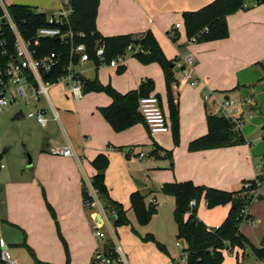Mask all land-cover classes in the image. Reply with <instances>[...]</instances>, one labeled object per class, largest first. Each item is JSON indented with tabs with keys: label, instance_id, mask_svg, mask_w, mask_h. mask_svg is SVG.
Listing matches in <instances>:
<instances>
[{
	"label": "crops",
	"instance_id": "obj_1",
	"mask_svg": "<svg viewBox=\"0 0 264 264\" xmlns=\"http://www.w3.org/2000/svg\"><path fill=\"white\" fill-rule=\"evenodd\" d=\"M213 1L99 0L96 30L102 37H138L149 30L165 57L179 60H176L173 69L176 81L171 85L180 125V147L174 150V154L177 157L179 153L181 161L176 164L175 178L178 182L190 181L194 185L232 192L238 191L243 181L256 175L264 155V132L261 129L264 118V4L248 2L247 10L227 16V38L188 43L183 13L200 10ZM0 5L29 6L51 16L59 8L60 1L58 4V0H0ZM175 24H180V27L174 28ZM174 34H177L175 43L169 37ZM186 54H192L195 59L197 86L177 81L181 76L179 65ZM126 63L125 58L123 66ZM87 64L91 65L89 70L95 74L103 68L101 65L96 66L94 60H89L78 64L76 67L80 70L74 72L84 79L92 80L86 77L83 70ZM106 66L109 70L115 69ZM147 67L158 76L156 80L160 79V74L162 78L163 73L156 63ZM145 75L150 77L147 72ZM140 79L142 83L143 78ZM99 81L104 83L103 80ZM139 84L135 86L131 82L127 83L128 88L115 86L114 89L124 94V91L137 89ZM203 91H211L215 98L220 95L221 99L227 97L236 103L248 96L253 99L252 105L242 107L239 111L244 121L241 129L244 144L197 152L187 150L189 142L207 133L206 114L211 113V110L208 111L207 103H202ZM54 95V102L51 98L49 103L42 99L39 107L45 111L47 127L62 134L63 140L54 141L52 137H44L36 156L31 160L29 172L23 168L24 160L20 158L16 165L11 168L8 165L6 170L0 172V240L19 264H93L96 249L107 247L111 241L107 238L108 233L102 230L104 223L110 234L115 233L113 223L106 216L112 213L105 211L100 202L105 219L99 228L106 237L102 241L96 239V228L93 227L97 225L100 209L84 208L82 189L87 188L96 173L91 163L100 154L107 157L104 184L109 197L117 202L108 186L109 170H112L114 161L124 165V148L128 149L125 156L129 157L133 148L146 142L144 137L151 139L152 134L142 124L114 132L98 111L111 103V99L103 93H89L77 101L59 92ZM155 96L164 111V101L158 94ZM213 101L210 104L215 105L217 100ZM54 103L58 108H55ZM71 107L73 111L69 109ZM52 109L58 113V120L53 119ZM20 112L15 111L14 116H19ZM50 134L53 135L52 132ZM137 139H140L139 143ZM54 147H69L73 156L61 158L49 155V150ZM140 153L133 157L135 162L142 165L146 156L142 153L144 156L140 157ZM114 170L117 168L114 167ZM162 181L173 183V178L170 174L167 179L164 176ZM163 184H160L159 190ZM151 200L154 203L155 199H149V202ZM248 213L254 222L255 215L250 209ZM185 246L183 244V248ZM257 248H260L259 244ZM251 264L264 262L256 259Z\"/></svg>",
	"mask_w": 264,
	"mask_h": 264
},
{
	"label": "trees",
	"instance_id": "obj_2",
	"mask_svg": "<svg viewBox=\"0 0 264 264\" xmlns=\"http://www.w3.org/2000/svg\"><path fill=\"white\" fill-rule=\"evenodd\" d=\"M248 2H252L254 5L264 4V0H214L200 10L183 13L182 17L187 39L194 37L195 43H204L227 38L226 17L240 10H247L249 8ZM244 5H246V8L243 7ZM69 6L72 9V13L67 18L68 26L76 34H84L82 38L75 37L73 42L75 44H85L88 57L90 60H94L96 66L101 63L95 59L94 48L98 42H102L105 45L106 65L112 59L126 53L127 47L131 46L133 51L137 50L131 53L132 57H135L140 63L143 65L156 63L161 68L171 120L172 139L174 144L177 145L179 143V112L177 105L173 103L171 85L176 81L173 69L178 59L168 60L154 35L149 30L138 37L131 35L102 37L96 30L99 0H71ZM5 9L24 38H32L41 27L53 26L47 23V16L44 13L38 12L33 7L9 5ZM2 13L0 5V16H2ZM0 33V40H5L6 42L5 48L8 51V55L12 54L13 33L6 27H2ZM169 37L173 43L177 41V34ZM135 39L139 41L138 45L132 44ZM37 50V55L39 56L51 52L61 53L65 56L63 65L67 63L69 47L56 39L42 40ZM72 59L77 64L78 58L74 57ZM7 60V56L1 55L0 49V68L6 65ZM61 68L51 72L46 79L56 80L63 75ZM123 70V67H119L117 72H122ZM80 79L83 82V94L88 92L104 93L111 99V103L108 106L101 107L98 111L114 132H122L136 124H142L146 128L145 122L138 111V100L141 97H147L154 90V84L151 80H145L137 89L122 94L110 85L101 84L96 75L92 80L84 79L81 76ZM206 126V135L189 142L187 146L189 152L234 147L245 143L242 132L236 130L232 123L224 117L207 113ZM261 129L264 132V118ZM154 147L152 154L157 155L161 148ZM166 156L170 158L171 153L168 152ZM91 164L96 171L91 179L92 187L97 191L103 209L112 213L114 217L113 226L127 224L125 211L121 204L109 197L108 190L104 184V174L108 166L107 157L100 154ZM260 166L264 172V155L260 159ZM256 179L264 185V175H259ZM250 182L252 181H243L242 184ZM254 188L255 184H251L249 191ZM159 191L173 199V219L177 228L176 238L183 241L186 245L182 249L185 256V264H222L225 252L230 250L228 249L229 246L239 248L242 251L245 247L251 246L239 231V225L242 222H253L251 215L248 213L252 197L248 195L249 191L243 187H240L238 191L226 192L206 186L194 185L192 182L187 181L164 183ZM146 196H141L139 193L134 192L129 198L130 208L135 212L140 225H146L151 217L156 214V206L153 202H149L146 207L144 206ZM86 198V190L84 188L82 189V200H86ZM201 199L204 200L207 208L229 205L227 217L219 227H207L197 218L195 207L190 211L188 210L190 201L195 200L198 204ZM84 208L88 209L85 206ZM149 239L148 235L143 238L144 241ZM108 245L105 249L111 250ZM159 248L163 250L161 245H159ZM251 249L256 259L264 262V248H253L251 246Z\"/></svg>",
	"mask_w": 264,
	"mask_h": 264
},
{
	"label": "rangeland",
	"instance_id": "obj_3",
	"mask_svg": "<svg viewBox=\"0 0 264 264\" xmlns=\"http://www.w3.org/2000/svg\"><path fill=\"white\" fill-rule=\"evenodd\" d=\"M126 60L127 63L125 66H122L125 70L122 72H117L118 68L109 70L110 68L106 66V63L100 64L103 68L98 70L97 74L89 70V68H91L89 64L85 65L83 70L87 78H94L95 75H97L98 80H103V84L110 85L112 88H115V86L128 88L127 83L133 82L135 85L137 81L139 84L141 82L140 78H143V81L151 80L154 84V90L156 91L154 94H158L164 101V112L167 118L169 132L167 134L152 135L151 139L146 136L144 137L146 140L144 143H139L140 139H137V142L141 146H135L133 148V153L129 157L125 156L128 149H123L124 155L122 159L124 165L114 161L112 170H109L107 174L108 186L111 188V196L121 204L125 211V218L128 223L113 226V215L106 214L113 226L115 235L109 233L105 223L104 226H102V230L108 233L109 236L107 235V238L109 237L111 240L108 242V246L111 247V251L113 250L116 253L113 254V258L120 260L119 264H185V256L178 245V243H180V245L183 246L184 243L176 238L177 228L173 219V199L163 195L159 191L160 184L171 182L162 181L164 176L167 179L171 174L173 178L172 182H178L175 178L174 171L176 164L181 160L179 159V153L178 156L175 157L174 150L180 147V131L179 143L175 145L172 139L171 120L167 100L165 99L166 88L163 76L161 78L160 74V79L156 80L158 76L156 77L154 71L150 67H147L149 64L143 65L135 57H132L131 53L126 52ZM79 70L80 68L74 67V71ZM146 72L150 77L145 75ZM112 83H114V85H112ZM137 83L135 86L138 85ZM64 86L62 82L54 84L48 91V97L54 102V94L59 92L71 100L68 93L64 91ZM89 93L98 92H88L83 95ZM214 99L217 100L215 105L207 102V109L208 111L211 110V113L219 116L218 102L222 99L220 95H217ZM203 102L204 100L202 98V103ZM54 106H56L55 103ZM55 108L58 107L56 106ZM31 109L32 108L29 106L21 105L12 106L8 108V110L0 112V172L6 170L8 165L9 168L16 165L19 158L24 160L23 168L26 169V172H29L31 167H27L28 158L33 160L34 156L37 154V150L41 147L44 137H52L54 141L63 140L62 134L56 133L55 130L52 131L47 125L41 128L33 119L26 118L25 115ZM69 109L73 111L72 107ZM17 110H21L22 112H20L19 116L15 117V111ZM51 132L53 135L50 134ZM154 146L161 148V151L157 153L159 155L152 154L153 149H155ZM139 152H142L146 156L142 165L135 162L133 157L134 154L137 155ZM168 152L171 153L170 158L166 156ZM49 155L51 154L49 153ZM114 167H116L117 170L113 171ZM134 192L139 193L141 196L147 195L144 199L145 207L149 204V199H155L153 204L156 206V214L151 217L146 225H140L138 223L135 212L130 208L129 198ZM192 209L189 208L188 210L190 211ZM249 209L251 213L255 215L254 222H242L239 228L249 244L253 248H257L264 235V187L260 197H257L251 202ZM195 212L197 218L202 220L207 227L214 228L216 225L219 227L227 217L229 205L207 208L204 200L201 199L195 207ZM93 228L97 227L94 226ZM147 235L150 239L144 241L143 238ZM159 245L163 247V250L159 248ZM251 246L245 247L243 251L239 248L229 246L228 249L233 251L231 254L227 251L225 252L222 264L255 263L256 257L252 252ZM118 248H120L121 251H118ZM244 255L247 257H244ZM114 256H117V258ZM92 260L94 264V255Z\"/></svg>",
	"mask_w": 264,
	"mask_h": 264
},
{
	"label": "built area",
	"instance_id": "obj_4",
	"mask_svg": "<svg viewBox=\"0 0 264 264\" xmlns=\"http://www.w3.org/2000/svg\"><path fill=\"white\" fill-rule=\"evenodd\" d=\"M59 8L51 15L47 16V23L53 26L39 28L32 38H24L23 34L16 27L15 22L11 19L5 7L2 6V16H0V30L2 27L9 28L13 33L14 43L13 52L8 55L6 50L5 40H0L1 55L7 56L8 60L4 67L0 68V112L8 110L12 106H29L32 109L27 112L26 117L33 119L41 128L46 127L48 119L42 107H39L42 99L49 103L48 91L51 87L59 82L64 83V91L72 101H77L83 96L82 87L83 82L80 75L74 72V67L78 64L89 61L84 43L75 44V37H84L83 33H75L68 26V16L72 13L69 4L71 0H59ZM246 8V5L243 6ZM180 24H175L174 28H179ZM1 34V33H0ZM56 39L63 45L69 47V54L67 56V63L64 64L65 56L61 53L51 52L43 56H39L37 47L42 40ZM188 43H195V38H188ZM126 51L128 53L136 52L128 46ZM95 59L99 63H105V45L98 42L94 48ZM77 57V64L74 63L72 58ZM126 53L112 59L107 65L109 67L117 68L123 66L125 63ZM179 61V60H178ZM195 59L192 54H186L182 57L179 65L180 78L177 79L179 83L190 82L192 85L197 86L198 80L194 70ZM61 68L63 75L59 76L56 80L46 79L47 76ZM202 98L205 103L211 102L214 99V94L211 91H203ZM216 101L214 99L213 103ZM253 99L247 97L243 101L236 103L233 99H222L218 102L219 116L229 120L234 128L241 131L243 121L239 116L240 108L252 105ZM138 111L145 122L148 132L152 135L165 134L169 132L167 118L160 105V100L155 95H148L141 97L138 100ZM54 120H58V113L52 109ZM49 153L52 156H60L69 158L73 156L72 150L69 147L51 148ZM140 157L144 155L139 154ZM264 175L261 166L257 167V173L250 183L241 185L244 189H250L251 184H255V188L248 192L251 195L252 201L260 197L263 191V184L257 181V176ZM90 181L85 188L86 200H83V205L91 210L100 209V200L97 191L92 187ZM150 202H153L151 200ZM195 200L189 202V208L196 207ZM101 221L96 220L97 228L94 231L96 239L102 241L105 239V233L100 230L105 219L104 211L100 209L98 213ZM216 226L215 228H217ZM179 247L183 246L178 243ZM119 251V248H118ZM231 254V250L227 251ZM115 252L107 250L105 247L98 248L94 254V264H119L120 260L113 258ZM116 254V253H115ZM185 263V261H184ZM0 264H19L16 259L12 257L7 249V246L0 240Z\"/></svg>",
	"mask_w": 264,
	"mask_h": 264
},
{
	"label": "water",
	"instance_id": "obj_5",
	"mask_svg": "<svg viewBox=\"0 0 264 264\" xmlns=\"http://www.w3.org/2000/svg\"><path fill=\"white\" fill-rule=\"evenodd\" d=\"M132 44H133V45H138V44H139V41H138L137 39H135V40L132 41ZM226 98H227V97H225V99H226ZM31 165H32V161H31L30 158H28L27 167H30ZM98 221H99V222L101 221L100 216H98ZM259 246H260V248H264V235H263L262 238H261V241H260V243H259Z\"/></svg>",
	"mask_w": 264,
	"mask_h": 264
}]
</instances>
